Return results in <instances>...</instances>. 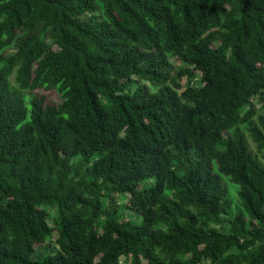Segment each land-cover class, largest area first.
I'll list each match as a JSON object with an SVG mask.
<instances>
[{
    "label": "trees",
    "instance_id": "obj_1",
    "mask_svg": "<svg viewBox=\"0 0 264 264\" xmlns=\"http://www.w3.org/2000/svg\"><path fill=\"white\" fill-rule=\"evenodd\" d=\"M0 264H264V0H0Z\"/></svg>",
    "mask_w": 264,
    "mask_h": 264
},
{
    "label": "rangeland",
    "instance_id": "obj_2",
    "mask_svg": "<svg viewBox=\"0 0 264 264\" xmlns=\"http://www.w3.org/2000/svg\"><path fill=\"white\" fill-rule=\"evenodd\" d=\"M175 65H177V64H175ZM30 96L42 97L44 104H51V103L55 104V103H58V101H59L57 94L51 90L50 91L41 90V89L40 90H33L32 92L22 93V97L24 99V103H25L26 107L28 106L27 101H28V97H30ZM255 105L257 107V104H255ZM221 181L227 190V195H228V198H229L230 203H231V211L235 212L236 208H237L236 191L238 189V186L233 184L232 182H230L226 177L221 176ZM35 247H37V246L35 245ZM39 249L44 250L45 248L40 246ZM46 249L48 250L50 248L46 247Z\"/></svg>",
    "mask_w": 264,
    "mask_h": 264
}]
</instances>
